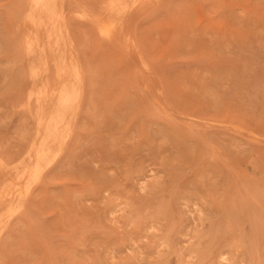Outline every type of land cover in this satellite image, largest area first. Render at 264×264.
<instances>
[{"label": "rangeland", "instance_id": "374dc122", "mask_svg": "<svg viewBox=\"0 0 264 264\" xmlns=\"http://www.w3.org/2000/svg\"><path fill=\"white\" fill-rule=\"evenodd\" d=\"M57 1L42 64L40 0H0V264H264V0Z\"/></svg>", "mask_w": 264, "mask_h": 264}, {"label": "bare ground", "instance_id": "6f19581e", "mask_svg": "<svg viewBox=\"0 0 264 264\" xmlns=\"http://www.w3.org/2000/svg\"><path fill=\"white\" fill-rule=\"evenodd\" d=\"M65 1V0H64ZM125 1L126 0H109V3H110V7H109V10H111L110 12H111V14L109 15V16H115V15H118L117 16V18H119L120 20L121 19H123V16H124V14H125V12H126V9L124 8V6H123V4L125 3ZM142 1H144V0H142ZM57 0H40V2H39V5H40V8H41V13L44 15V16H47L48 17V20H49V23H50V25H51V29H50V37H51V42L50 43H53L49 48H46L45 46H43V44L42 45H40V44H35L34 46H33V44H31V45H29L30 46V51H32L33 53H32V57L34 58V59H36V60H38L39 62L41 61V60H43L44 59V57H45V54H47V53H45V51H46V49H47V51H49L50 53L52 52V51H58V52H60L62 55H65V54H67L66 52L67 51H73L74 49H70V47H69V50L68 49H65V46H64V44L63 43H65V40H66V38L64 39L63 38V32H62V29L63 28H61V23H59V21H58V19H57V15H56V6H57ZM61 2H62V0H61ZM104 2H106L105 0H104ZM103 2V3H104ZM135 4V3H134ZM62 5V4H61ZM64 5V4H63ZM132 5V4H131ZM130 5V6H131ZM59 6V5H58ZM117 6V7H116ZM33 7V6H32ZM34 7H36V6H34ZM132 7V6H131ZM39 8V7H38ZM40 8L38 9V10H40ZM127 10H130L129 9V7H128V9ZM77 12V11H76ZM94 12H96L95 10H94ZM101 13V12H100ZM99 12H98V14H100ZM91 14V13H90ZM92 14H97V13H92ZM102 14V13H101ZM101 14H100V16H101ZM89 15V14H88ZM127 15V14H126ZM100 16L99 17H96V18H100ZM103 17H104V15H102ZM101 16V17H102ZM103 17H102V20H103ZM40 20V19H39ZM100 20V19H99ZM116 20V19H115ZM120 20H118L119 22H120ZM128 20V19H127ZM41 21V20H40ZM62 21H64V20H62ZM61 21V22H62ZM118 21H114L115 23H117ZM125 21V20H124ZM104 22V21H103ZM118 22V23H119ZM113 22H111V24H112ZM118 23L116 24V25H118ZM110 24V25H111ZM107 25V24H106ZM113 25H114V23H113ZM105 26V25H104ZM124 26V25H123ZM66 27V26H65ZM99 27V26H98ZM102 26H100L99 28H101ZM118 27V26H117ZM108 29H107V31L108 30H110L111 28H109V27H107ZM126 28H128L127 26H126ZM130 28V27H129ZM46 29V28H45ZM65 29V28H64ZM104 29H106V28H104ZM124 29V28H123ZM123 29H120V30H123ZM116 30V29H115ZM100 31V30H99ZM111 32H112V30H110ZM48 32V31H47ZM113 32H114V30H113ZM121 32H123V31H121ZM125 35L126 36V34L125 33H121V36L123 37V35ZM46 35V34H45ZM105 35V34H104ZM103 35V36H104ZM112 35H114V33H112ZM48 36V35H47ZM115 36V35H114ZM49 37V36H48ZM49 37V38H50ZM107 37V36H106ZM120 37V36H119ZM117 37V39H118V41L117 42H119L120 40H122V37ZM69 38V37H68ZM68 38H67V41H68ZM46 39H47V37H46ZM127 39V38H126ZM32 40V39H31ZM48 40V41H49ZM134 40V39H133ZM70 41V40H69ZM72 41V40H71ZM132 41V40H131ZM33 42V41H32ZM125 43H126V41H124ZM123 43V42H122ZM48 45H49V43H48ZM33 46V47H32ZM131 46V45H130ZM74 47V46H73ZM126 48V47H125ZM123 49H124V47H123ZM67 50V51H66ZM124 50H126V49H124ZM131 50V49H130ZM58 52H57V55H58ZM70 53V52H69ZM68 53V54H69ZM59 56V55H58ZM72 57V56H71ZM59 58V57H58ZM61 58V57H60ZM76 58V57H75ZM74 58V59H75ZM72 59V58H71ZM73 60V59H72ZM43 61H41V63H42ZM64 62V61H63ZM43 64V63H42ZM65 65H67L68 66V68H67V71L69 72V74H70V84H67V83H64V85L62 86V88H60V86H59V96H58V99H57V102H56V105L54 104V102H53V104L55 105V108H53L52 110H54L55 109V111H56V113H57V115L62 119V120H67V119H69V120H72L74 117H75V114H76V111H77V107H78V100H79V93H80V90H81V83H82V74H81V71H80V67H78V65L75 63V62H71V63H65ZM38 68V67H37ZM44 68V67H43ZM42 68V69H43ZM58 68H59V66H58ZM42 69L41 70H39V71H41L42 72ZM45 70V69H44ZM59 70V69H58ZM61 71V70H60ZM59 71V72H60ZM41 72H36L35 73V75H39L40 74V78H41ZM58 72V73H59ZM64 72V71H63ZM57 73V74H58ZM65 73V72H64ZM45 78L47 79V77L45 76ZM59 78V77H58ZM40 80H42V79H40ZM45 79L43 78V81H44ZM55 81H57V80H55ZM60 81V80H59ZM42 82V81H41ZM47 80L45 81V83L47 84ZM62 82V81H61ZM44 83V82H43ZM44 83V84H45ZM54 83V82H53ZM52 83V84H53ZM62 84H63V82H62ZM53 85H56V83H54ZM53 85H52V88L54 89V87H53ZM58 85H60V84H58ZM45 87H48V86H45ZM44 87V88H45ZM51 87V86H50ZM58 88V87H57ZM42 89V88H41ZM47 89V88H46ZM52 89V90H53ZM50 91H51V89H50ZM54 91V90H53ZM57 90H55V92H56ZM54 92V93H55ZM52 94H53V92H52ZM57 94V92L54 94V95H56ZM46 95V94H45ZM47 96V95H46ZM46 96H44L42 99H40V101H39V110L40 111H43L47 106H46V104H47V102H50L51 100H50V98L49 97H47V99L49 98V100H47L46 99ZM37 99H38V97H37ZM39 100V99H38ZM47 101V102H46ZM53 101V100H52ZM48 104H51V102L50 103H48ZM53 106V105H52ZM78 113V112H77ZM41 114V113H40ZM48 115H49V113H48ZM51 115V114H50ZM41 121L42 122H44L45 120H43V119H41ZM41 122V123H42ZM54 122V120L53 119H51V121L49 122V124H48V127H47V129H50V128H52V123ZM62 123V122H61ZM68 126V125H67ZM70 126V125H69ZM56 127V126H55ZM54 127V128H55ZM68 128V127H67ZM66 128V129H67ZM65 129V128H64ZM69 129H70V127H69ZM68 130V129H67ZM69 131H71V130H69ZM67 133H68V131H66L65 130V134L67 135ZM53 134V133H52ZM51 134V135H52ZM64 134V135H65ZM70 134V133H69ZM68 134V135H69ZM53 136V135H52ZM52 136H50V137H52ZM49 137V136H48ZM55 137V136H54ZM53 138V137H52ZM55 139V138H54ZM51 141H53V140H51ZM54 142V141H53ZM59 143V142H58ZM60 143H62V142H60ZM54 144V143H53ZM55 145V144H54ZM59 145V144H58ZM58 145H57V147H58ZM63 146V145H62ZM60 148V147H59ZM58 149V148H57ZM37 150V149H36ZM60 151V150H59ZM32 154V153H31ZM55 156V155H54ZM32 157V156H31ZM29 164V163H28ZM47 166V165H46ZM46 168V167H45ZM43 169V168H42ZM3 171V170H2ZM41 170H39V172H40ZM6 172V171H5ZM41 174V173H40ZM42 177V176H41ZM31 177H29V179H30ZM39 178V177H38ZM40 179V178H39ZM31 180V182L30 183H28L29 184V186L30 185H32V183L34 184V181L36 180V179H30ZM37 181V180H36ZM25 182H26V180H25ZM28 186V185H27ZM28 186V187H29ZM20 188V187H19ZM21 190V189H20ZM23 190V189H22ZM28 191V190H27ZM23 192V191H22ZM27 193V192H26ZM6 194V193H5ZM8 194V193H7ZM25 194V193H24ZM17 196L19 197V195H18V192H17ZM16 197V196H15ZM17 197V198H18ZM12 198V197H11ZM10 198V199H11ZM16 198V199H17ZM4 199V198H3ZM6 199V198H5ZM10 199H6V200H8V201H6V202H8V203H11V202H15V201H11ZM15 198H14V200H16ZM25 199V198H24ZM17 201H19V202H21V199L20 200H18L17 199ZM18 202V204H21V203H19ZM22 202H23V200H22ZM12 203V204H13ZM24 203V202H23ZM25 204V203H24ZM23 204V205H24ZM13 205H15V204H13ZM17 205V204H16ZM26 205V204H25ZM24 205V206H25ZM7 206V205H6ZM10 206V205H9ZM8 206V207H9ZM12 206V205H11ZM21 206V205H20ZM24 206H22V207H24ZM1 208V207H0ZM14 208H16L15 206H14ZM14 208H12L13 210H14ZM5 210H7V209H5ZM8 211V210H7ZM16 211V210H15ZM5 214V212H2V214ZM14 213V212H13ZM1 214V213H0ZM3 214V217L5 216ZM10 216V215H9ZM2 217V216H1ZM0 217V218H1ZM6 217V216H5ZM10 217H12V215L10 216ZM7 218V217H6ZM1 221L3 222V219H1ZM1 230V229H0Z\"/></svg>", "mask_w": 264, "mask_h": 264}]
</instances>
